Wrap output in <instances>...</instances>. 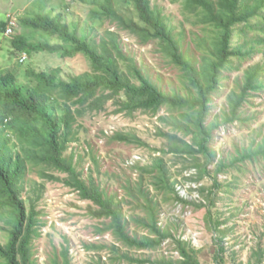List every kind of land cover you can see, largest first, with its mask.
<instances>
[{
	"label": "rangeland",
	"instance_id": "1",
	"mask_svg": "<svg viewBox=\"0 0 264 264\" xmlns=\"http://www.w3.org/2000/svg\"><path fill=\"white\" fill-rule=\"evenodd\" d=\"M86 1L0 0V20L8 22L11 14L10 25L15 27L10 36L0 33V76L12 71L24 84L33 80V76H28L31 71L55 70L63 79L91 72V61L81 53L62 57L57 53L37 51L24 61L20 53L12 54L13 37L25 32L20 26V18L40 12L61 16L67 29L95 42L101 43L104 39L109 43L114 38L128 59L120 62L121 68L125 69L126 65L133 63L164 93H188L189 85L182 71L165 56L156 40L143 43L138 35L122 29L117 21L93 18L92 5ZM254 1L251 0L252 3ZM150 2L164 15L183 55L201 67L204 46L213 37L214 27L198 25L195 15L187 14L181 1ZM114 3L119 14L139 21L131 4L125 0H114ZM260 12L264 14V9ZM257 21L264 23L263 17L254 18V27ZM255 33V30L249 32L251 42ZM246 37V32L241 33L236 26L233 47L244 43ZM260 49L251 58L242 60L240 68L239 59L233 57V69L224 72L223 87L213 96L207 124L220 122L222 113L229 111V97L243 88L248 68L258 64L264 66V44ZM248 97L241 109L244 120L220 124L214 129L212 149L216 156L213 163L207 162V172L203 173L190 158L169 151L168 138L160 134L161 131H170L161 120V116L167 114L165 108L158 113L138 109L127 114L117 111L115 100H110L103 111H85L77 116L73 126L75 138L70 142L66 156H73L83 178L88 180L91 176L110 196L123 201L124 213L129 220L141 215L142 209L137 198L139 193L134 191L136 195L133 196L134 192L128 187L132 183L138 185L144 176V188H150L152 195L157 197L159 226L170 237L154 250L125 247L111 232L100 231L104 219L94 218L90 213V209L97 206L91 200L83 199L65 183L68 174L47 172L57 177L50 180L41 177V168L45 166L31 167L24 179L22 196L29 210L31 197L40 195L36 202L38 234L31 242L35 263L50 264L55 256L62 258V251L65 250L71 264H180L182 257L175 242L181 241L200 264H217L221 259L222 264H264V162H244L241 164L243 172L225 170L217 173V180L223 185L220 188L214 186L219 160L224 158L229 162L237 152L249 147L253 140L264 134V88L252 91ZM120 98L125 97L122 95ZM75 109L76 106L73 107ZM117 133L133 134L144 145L116 140L113 136ZM12 142V149H18L16 137L12 138ZM161 156L169 168L174 189L183 201L158 192L153 179L142 171L153 163L154 158ZM200 159L201 163H206L205 157ZM6 221L5 217L0 220L2 244L9 239L10 228ZM129 229L139 236L145 233L133 221ZM114 247L119 253H128L144 262H118L114 259Z\"/></svg>",
	"mask_w": 264,
	"mask_h": 264
},
{
	"label": "trees",
	"instance_id": "2",
	"mask_svg": "<svg viewBox=\"0 0 264 264\" xmlns=\"http://www.w3.org/2000/svg\"><path fill=\"white\" fill-rule=\"evenodd\" d=\"M88 1L92 5L93 18L117 21L122 29L138 35L143 43L156 40L165 56L182 71L189 91L186 95L164 93L135 64L121 68L120 62L128 59L114 38L109 43L104 39L98 43L89 37L78 36L76 31L67 29L61 16L33 12L21 17L20 24L26 33L22 32L12 40L16 51H47L62 57L81 53L91 61L92 70L69 79H63L55 70L31 71L28 76H33V80L14 90L10 89L8 82L10 75L0 76V220L5 217L10 228L8 241L0 243V264H36L32 259L31 242L38 234L36 202L40 195L31 197L29 210L22 196L24 179L31 167L45 166L41 168V177L50 180L57 177L47 172L68 174L65 183L83 199L91 200L97 206L91 208L90 213L94 218L104 219L100 231L111 232L125 247L154 250L170 237L159 226L157 197L152 195L150 188H144V176L138 185L132 183L128 187V190L139 193L137 198L142 209L141 215L129 220L124 213L123 201L110 196L91 176L88 180L83 178L73 156H66L68 146L75 138L73 126L77 116L85 111H103L110 100H115L117 111L127 114L138 109L158 113L165 108L167 114L162 115L161 120L170 131H161L160 134L168 138L169 151L190 158L203 173L207 172V162L215 160L212 149L214 129L220 124L241 121V109L250 98L249 94L264 88V66L258 64L248 68L243 88L229 97V111L222 113L220 122L207 124L213 96L223 87L224 72L233 69V57L239 59L240 68L241 61L251 58L264 44V23L257 21L255 27L252 25V19H264V14L260 12L264 9V0L253 3L251 0H174L181 1L187 14L195 15L198 25H210L215 29L210 42L204 46L201 67L183 55L164 15L151 6L150 0H125L134 7L139 21L119 14L114 0ZM7 25V22L1 21L0 32L3 33ZM236 26L241 33L246 32L247 37L244 43L233 47ZM252 30L256 31L253 42L248 39ZM35 36L44 40L40 38L38 43L31 42L30 37ZM122 95L125 98L118 99ZM13 137H16L19 146L16 150L12 149ZM113 138L144 145L141 139L130 133H117ZM201 156L206 158V163H201ZM247 161L264 162V134L253 140L249 147L237 152L229 162L224 158L219 160L214 186L220 188L223 185L217 180V173L225 170L243 172L241 164ZM142 171L153 179L158 192L183 201L174 189L163 156L154 158L153 163ZM132 221L145 233L140 236L132 234L129 229ZM175 243L182 257L180 264H200L181 241ZM112 250L118 262H144L128 253H119L115 247ZM221 261L217 264H222ZM50 264H71V261L64 250L62 258L55 256Z\"/></svg>",
	"mask_w": 264,
	"mask_h": 264
},
{
	"label": "clouds",
	"instance_id": "3",
	"mask_svg": "<svg viewBox=\"0 0 264 264\" xmlns=\"http://www.w3.org/2000/svg\"><path fill=\"white\" fill-rule=\"evenodd\" d=\"M12 15L10 14L9 15V17H8V25H7V28H6V30L2 33V32H0V33H2V34H6L7 36H10V35H12L13 34V32H14V30H15V27L14 26H11L10 24V22H11V20L9 19L10 17H11ZM1 21H4V22H6V20H0V22ZM15 24V23H14ZM16 25H18V20H16ZM20 26L21 27H23L21 24H20ZM24 28V27H23ZM25 29V28H24ZM22 33V32H21ZM21 33H19V34H21ZM16 36V35H15ZM14 36V37H15ZM14 37H13V39H14ZM35 38H38V40H35ZM40 38L42 39V40H44L42 37H38V36H35V37H30V40H31V42H35V43H38L39 42V40H40ZM12 39V40H13ZM12 46H13V44H12ZM14 47V46H13ZM13 47H11L10 48V50H11V52H12V54L13 55H17V54H21L22 55V61H24V60H26L27 58H28V56L29 55H31V54H33V53H35V52H32V53H27L26 51H22V52H18V51H16L15 50V48H13ZM37 52V51H36ZM47 52V51H46ZM50 53V52H49ZM19 54V55H20ZM34 72V71H33ZM5 74H7V75H10V80L8 81L9 82V85H10V89L11 90H14V89H16V88H18V87H20V86H25L26 85V82L23 84L22 82H21V80H19V78H18V76L17 75H15L12 71H9V73H5Z\"/></svg>",
	"mask_w": 264,
	"mask_h": 264
}]
</instances>
